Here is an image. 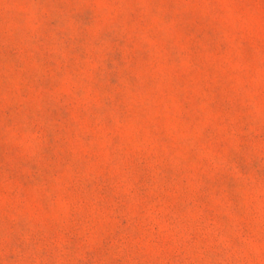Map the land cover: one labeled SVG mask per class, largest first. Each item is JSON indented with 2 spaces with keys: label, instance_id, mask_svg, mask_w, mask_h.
I'll use <instances>...</instances> for the list:
<instances>
[{
  "label": "rangeland",
  "instance_id": "1",
  "mask_svg": "<svg viewBox=\"0 0 264 264\" xmlns=\"http://www.w3.org/2000/svg\"><path fill=\"white\" fill-rule=\"evenodd\" d=\"M0 264H264V0H0Z\"/></svg>",
  "mask_w": 264,
  "mask_h": 264
}]
</instances>
